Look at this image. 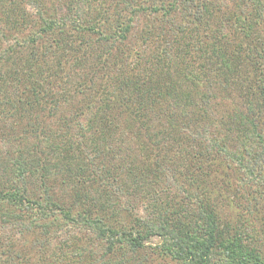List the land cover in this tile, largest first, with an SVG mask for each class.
Segmentation results:
<instances>
[{"label": "trees", "instance_id": "16d2710c", "mask_svg": "<svg viewBox=\"0 0 264 264\" xmlns=\"http://www.w3.org/2000/svg\"><path fill=\"white\" fill-rule=\"evenodd\" d=\"M238 1L0 0V253L264 264V0Z\"/></svg>", "mask_w": 264, "mask_h": 264}, {"label": "rangeland", "instance_id": "374dc122", "mask_svg": "<svg viewBox=\"0 0 264 264\" xmlns=\"http://www.w3.org/2000/svg\"><path fill=\"white\" fill-rule=\"evenodd\" d=\"M221 0H210L211 5L214 7H210L212 9H217L220 6V2ZM228 1L224 0L222 2V5L220 6V8L218 9V13L216 14V17L218 18V21L221 20H226V18H228L230 15H232V13H238L239 10L241 9L240 3L238 0H234V1ZM139 29V28H138ZM139 31H135V34L138 35ZM230 38H234L235 35L233 32H231L230 34ZM156 40H153L152 43H149L151 48L149 49H153L156 48ZM148 44V43H147ZM132 45H134L138 51L141 53L145 43L142 42V40L138 37V36H134L132 38ZM148 49V50H149ZM193 60L196 59V55H193ZM194 64H198V63H194ZM223 204L225 207V212L226 215L230 218L234 220V214L238 213L239 210H242L241 207H238L235 203L234 200L230 199H223ZM236 201H240L242 202L241 199H237ZM264 237V236H263ZM262 241H264V239H261ZM159 238L155 237L153 238L152 242L153 244L158 242ZM38 250L39 249H35L34 250V257L36 255H38ZM92 250L94 252H96V248H92ZM33 251V250H32ZM55 251H57L55 253ZM89 251L86 250L85 254L87 255L88 259L90 260V264L93 263V261H95L96 257H98L99 255L94 252L92 253H88ZM24 254V253H23ZM6 254H2L0 253V264H28L25 261H21V258L18 259L16 258L15 261L7 259ZM92 256H94V258H92ZM99 258V257H98ZM133 259H136L133 263L131 262V259H129V261H127L128 264H180L177 263L176 261H172L168 258L164 259L161 256H159L157 253H155L153 251L152 253V249L148 248L145 251H141L139 254H136L135 256H132ZM78 259V255H75V251L74 248H54V252H52V255H48V257L43 261V262H37L34 264H74L75 260ZM101 263V262H100ZM84 264V263H83Z\"/></svg>", "mask_w": 264, "mask_h": 264}]
</instances>
